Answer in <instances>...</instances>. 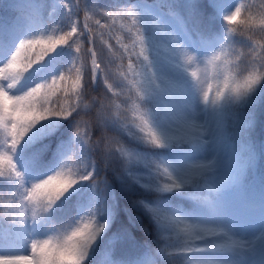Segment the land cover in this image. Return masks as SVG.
Masks as SVG:
<instances>
[{"label":"snow or ice","instance_id":"6c2138e0","mask_svg":"<svg viewBox=\"0 0 264 264\" xmlns=\"http://www.w3.org/2000/svg\"><path fill=\"white\" fill-rule=\"evenodd\" d=\"M50 7L47 18L37 7L27 20L0 21V190L14 204L27 201L20 217H5L10 225L0 230V246L31 241V255L0 254V264H169L177 256L186 264H264V175L258 190L246 183L264 160V146L258 149L252 136L264 105V18L257 40L255 22L238 21L251 5L231 10L230 0H208L206 16L199 0L155 6L124 0L113 7L129 24L134 50L124 46L127 70L110 82L94 48H88L90 69L79 59L81 47L73 50L84 32L72 5L52 0ZM65 21L68 31L46 32V23ZM84 29L91 45L92 29L87 23ZM238 32L247 36L239 47ZM158 34L170 44L163 60ZM226 46L246 50L229 62ZM101 81L114 97L127 90L131 119H121L120 104L115 112L101 105L95 123L82 129L75 117L88 110L83 99ZM61 92L67 100L57 108L50 102ZM94 127L115 135L93 141ZM101 163L114 173L119 194L98 179ZM136 185L143 198L131 205L155 221L156 249L136 241L138 217L118 220L119 195Z\"/></svg>","mask_w":264,"mask_h":264},{"label":"trees","instance_id":"16d2710c","mask_svg":"<svg viewBox=\"0 0 264 264\" xmlns=\"http://www.w3.org/2000/svg\"><path fill=\"white\" fill-rule=\"evenodd\" d=\"M115 135V134H114ZM150 178L149 177H143L142 179H141V183H144V182H146L147 180H149ZM161 180H163V178H161ZM136 188L138 189L137 191H135V192H129V193H126V194H123V195H119V208H120V213H121V211L124 209V207H126L127 206V204H128V202L130 201V200H132V199H134V198H143L142 196H141V192H140V190H139V188H140V186L139 185H136ZM117 193L119 194V191H117ZM150 219L152 222H154L152 219H151V217L150 216H148V215H146V214H144V215H141V217H140V219H141V221L142 220H144V219ZM181 227H182V225H181ZM150 228L152 229V232H158L159 233V230H157L156 228H155V226H154V224L152 223L151 224V226H150ZM159 236H160V234H159ZM177 238V236L175 235V234H173L172 236H171V241L172 242H174L175 243V239Z\"/></svg>","mask_w":264,"mask_h":264},{"label":"rangeland","instance_id":"374dc122","mask_svg":"<svg viewBox=\"0 0 264 264\" xmlns=\"http://www.w3.org/2000/svg\"><path fill=\"white\" fill-rule=\"evenodd\" d=\"M22 254H24V253H22Z\"/></svg>","mask_w":264,"mask_h":264}]
</instances>
